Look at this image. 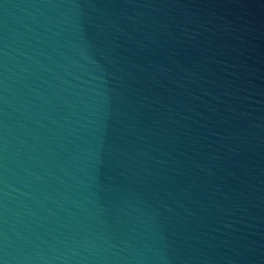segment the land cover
I'll use <instances>...</instances> for the list:
<instances>
[{
  "label": "water",
  "instance_id": "obj_1",
  "mask_svg": "<svg viewBox=\"0 0 264 264\" xmlns=\"http://www.w3.org/2000/svg\"><path fill=\"white\" fill-rule=\"evenodd\" d=\"M0 264H264V0H0Z\"/></svg>",
  "mask_w": 264,
  "mask_h": 264
}]
</instances>
